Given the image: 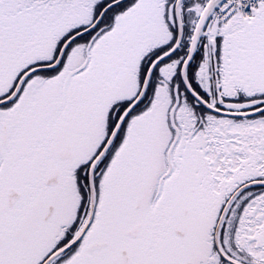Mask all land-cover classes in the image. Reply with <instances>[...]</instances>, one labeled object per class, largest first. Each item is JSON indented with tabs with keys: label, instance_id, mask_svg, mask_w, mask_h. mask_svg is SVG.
I'll list each match as a JSON object with an SVG mask.
<instances>
[{
	"label": "snow or ice",
	"instance_id": "1",
	"mask_svg": "<svg viewBox=\"0 0 264 264\" xmlns=\"http://www.w3.org/2000/svg\"><path fill=\"white\" fill-rule=\"evenodd\" d=\"M0 264H264V0H0Z\"/></svg>",
	"mask_w": 264,
	"mask_h": 264
}]
</instances>
